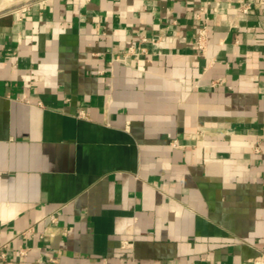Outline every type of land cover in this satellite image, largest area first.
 <instances>
[{"label":"crops","instance_id":"obj_1","mask_svg":"<svg viewBox=\"0 0 264 264\" xmlns=\"http://www.w3.org/2000/svg\"><path fill=\"white\" fill-rule=\"evenodd\" d=\"M263 251L264 0H0V264Z\"/></svg>","mask_w":264,"mask_h":264},{"label":"built area","instance_id":"obj_2","mask_svg":"<svg viewBox=\"0 0 264 264\" xmlns=\"http://www.w3.org/2000/svg\"><path fill=\"white\" fill-rule=\"evenodd\" d=\"M250 4H245L244 6H242V11L243 12H248L250 9ZM207 28L204 26L199 30L198 36H197V43L199 45V47L201 49H204L205 45H206V39H207ZM143 41H147L146 38H142ZM3 256L5 257V255L3 254ZM262 259L264 261V251L262 252Z\"/></svg>","mask_w":264,"mask_h":264}]
</instances>
